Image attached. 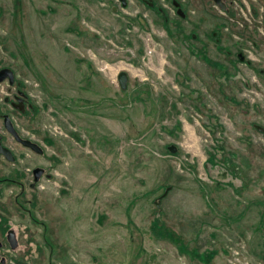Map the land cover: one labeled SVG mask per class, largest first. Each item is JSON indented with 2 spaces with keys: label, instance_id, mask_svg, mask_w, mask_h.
<instances>
[{
  "label": "rangeland",
  "instance_id": "374dc122",
  "mask_svg": "<svg viewBox=\"0 0 264 264\" xmlns=\"http://www.w3.org/2000/svg\"><path fill=\"white\" fill-rule=\"evenodd\" d=\"M109 4L0 0V72L8 73L0 81V218L25 204L38 222L22 240L0 226V264H66L48 252L39 258L46 222L73 264H264V73L246 76L242 97L256 112L260 105L247 128L242 115H228L234 106L227 109L222 95H205L221 119L213 127L191 97L179 103L191 90L150 32L135 45L118 36L125 26ZM245 22L242 28L236 21L233 36L247 29L262 46L264 69V25L257 33L259 20ZM121 72L130 76L125 90ZM172 143L180 152L168 150ZM209 153H221L218 167L230 173L216 175L220 183L204 167ZM36 168L43 170L39 179ZM12 174L16 182L7 178ZM159 185H172L161 200L176 229L172 238L132 212L148 213L145 196L160 193ZM86 204L102 220L76 219Z\"/></svg>",
  "mask_w": 264,
  "mask_h": 264
},
{
  "label": "crops",
  "instance_id": "0c3cea01",
  "mask_svg": "<svg viewBox=\"0 0 264 264\" xmlns=\"http://www.w3.org/2000/svg\"><path fill=\"white\" fill-rule=\"evenodd\" d=\"M115 2V0H110L109 4L110 11L116 17L115 20H127L126 23L121 21L122 26H125V30L121 29V32L117 33L118 36H121L123 41L126 39L135 45L136 41H141L140 43L142 44V37L145 33L150 32L155 41H157V45L166 52L164 57L171 63L172 71L178 75V82L180 85L185 89L191 90L190 94L185 93V97L179 100L180 104H183V101L191 97L189 98L192 99L190 101H192L195 107L201 110V112L204 111L202 113L210 121L208 123H211V126L215 127L219 123L218 120L221 119L210 110L212 107L209 106L214 104V101L209 99L206 101L205 99L207 93H209L208 97L210 96L211 98V95H213L211 92L214 90L216 96L222 95L221 97L226 100L224 105H228L227 109L230 110L234 106V108H232L234 115L229 113V116L234 118L237 115H242L245 128L248 127L249 122L250 125L253 124V122L250 121L252 119L250 115L254 116V114H257L259 112L258 110H260V105H258L257 112L256 109L252 110L250 104L242 97V91L247 80L246 76H248L250 72L260 74L264 69L260 68L262 67V60L259 63L242 57L243 49L248 47V40H244V38L236 39L233 36L234 29H236V21H238L233 20L237 17L234 10L229 12V17L219 14L212 6V0H121L119 4L117 2L115 4ZM3 9L5 8L3 7ZM52 10H54L53 4L47 5L46 11L51 12ZM74 31L80 34L78 29ZM141 31L143 33H140ZM261 47L262 46L259 45L257 48L262 53ZM153 54L154 53H152L151 57L154 56ZM181 74H183V76H181ZM129 79L130 76L128 75L126 83L121 87L123 90L128 86ZM217 103L221 104L218 100ZM237 107H239V111ZM35 109L38 113L39 109ZM224 109L227 111L226 108ZM29 111L30 109H28L26 114L31 112ZM190 113L193 114L192 112ZM23 114L25 115V113H20L21 116ZM259 116H261V114ZM255 125H257L258 128L262 127L258 125V123H254V126ZM249 129L250 127L245 129V131ZM212 130L215 134V128ZM168 150L176 154L180 152V147L178 144L172 143L168 145ZM221 152L223 153L224 150H221ZM221 156V153H209L204 162V167L210 179L217 182L219 181L216 180V175L222 176L227 173L228 176H230L227 169L218 167L219 163H222L221 160H223ZM14 177L13 174L12 176H7V178H13V181L16 182L17 179ZM171 187L172 185H159L157 192L160 191V193L158 192V195L153 194V191H151V193L148 192V195L145 196L148 213L143 214V212L141 213L138 211V213H135V210L132 212L135 215L142 217L146 216L150 218L152 222L154 221L153 225H155V227L152 225L153 233L162 234L160 233L162 230L168 231L170 233L169 236L172 238L176 236L175 226L172 224L169 225V223L165 221L161 210V200ZM262 188H264V186ZM149 200H153L154 206L152 208H149ZM85 201L86 196L83 195L81 203ZM22 207L24 209L22 208L18 210V212H2L4 215L0 218V224L2 222L0 226H2L4 231L7 227H12L13 230L17 231V234H20V238L22 234L27 238L31 233L35 234V225L38 222L37 219H35V215L29 211L31 208L25 204L22 205ZM26 212H30V217ZM83 216L91 217L94 223H98V220H102L103 217L102 212L97 213L91 208L88 210L87 204L83 207V211L75 215V218L80 219ZM193 225L197 226L202 224L201 222H196L193 223ZM44 226V235L41 237L42 239H40V241L38 239L39 244L37 245L39 250L38 255H40L39 258H45L43 256H45V252H48L54 254V257L58 255V261L61 259L66 260V264H73L69 263L66 254H61L62 252L59 250V238L53 225L47 224L46 222ZM31 228H34V230ZM2 235H4L3 231ZM84 248L85 245L80 247V249L83 250ZM32 257H34V255H32ZM87 262L89 263L90 261Z\"/></svg>",
  "mask_w": 264,
  "mask_h": 264
},
{
  "label": "flooded vegetation",
  "instance_id": "af4514ba",
  "mask_svg": "<svg viewBox=\"0 0 264 264\" xmlns=\"http://www.w3.org/2000/svg\"><path fill=\"white\" fill-rule=\"evenodd\" d=\"M119 2H121V0ZM247 2H251V5H253L252 7H250L251 8L250 16H245V12H244V9L247 7ZM212 6L219 9L223 15H226L228 17H229V12H231V10H234V12H236V14H237V17L233 20H240V21L243 20L244 23H241L242 28L244 27L243 25L246 23L245 20L246 21L247 20H259L260 24L258 25V29L256 31L257 33L261 29V27L264 25L263 24L264 23V0H212ZM246 31H247V29L245 28V29H243V35L242 36H239V37L234 36L236 39H243L244 38V40L245 39L248 40V47L243 49L242 57L248 58L249 60L256 61V62L261 61L262 60V53L257 48V42L254 43L251 39H249V37H248L249 34L245 33ZM262 37L263 36H261V38ZM252 57L255 60L251 59ZM3 72H5V71H1L0 73H3ZM262 73H264V70L260 74L256 73L260 79H261ZM7 75H8V73H7ZM7 75L5 76V78L7 77ZM259 78H258V80L260 81ZM246 81L248 82V80H246ZM259 81L257 82L255 80V82L257 84L260 83ZM18 83L20 84V82H18ZM6 118L7 117H5L3 119V121H4L3 124H4L5 128L8 130V128L6 127V122H5ZM10 120H11V118H10Z\"/></svg>",
  "mask_w": 264,
  "mask_h": 264
},
{
  "label": "water",
  "instance_id": "95a60500",
  "mask_svg": "<svg viewBox=\"0 0 264 264\" xmlns=\"http://www.w3.org/2000/svg\"><path fill=\"white\" fill-rule=\"evenodd\" d=\"M6 75H7L6 71L3 73H0V81H2ZM127 79H128V76L125 72H121L119 74V80L123 85L126 83ZM5 122H6V127L8 128V130L11 133H14L13 124L9 117L6 118ZM23 144L27 147L32 148L33 150L37 152L41 151V148L37 144L33 143L31 140H23ZM42 173H43V170L41 168L34 169V175L36 179H39L42 176Z\"/></svg>",
  "mask_w": 264,
  "mask_h": 264
},
{
  "label": "built area",
  "instance_id": "2783aa9c",
  "mask_svg": "<svg viewBox=\"0 0 264 264\" xmlns=\"http://www.w3.org/2000/svg\"><path fill=\"white\" fill-rule=\"evenodd\" d=\"M250 11H251L250 6H247V9H244L245 16H250ZM247 12H248V13H247ZM262 30H264V29H262ZM150 39H151V38H150ZM148 53L151 54V53H152V49H150V50L148 51Z\"/></svg>",
  "mask_w": 264,
  "mask_h": 264
}]
</instances>
